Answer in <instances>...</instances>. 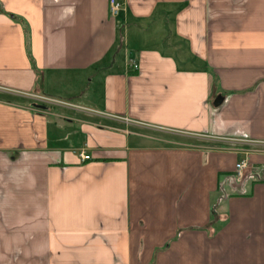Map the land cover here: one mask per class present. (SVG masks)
<instances>
[{"label":"crops","instance_id":"1","mask_svg":"<svg viewBox=\"0 0 264 264\" xmlns=\"http://www.w3.org/2000/svg\"><path fill=\"white\" fill-rule=\"evenodd\" d=\"M118 1L0 0V264H264V0Z\"/></svg>","mask_w":264,"mask_h":264},{"label":"built area","instance_id":"2","mask_svg":"<svg viewBox=\"0 0 264 264\" xmlns=\"http://www.w3.org/2000/svg\"><path fill=\"white\" fill-rule=\"evenodd\" d=\"M120 8H121V3L118 0H109V13L112 16L117 15ZM129 67L132 70H137L138 65L135 61H131ZM260 144L264 145V142H261ZM79 157L80 160L82 161H86L90 158L82 151L79 152ZM249 178H251V171L248 161L246 159H239L234 165L233 180L237 183H240L242 181H247Z\"/></svg>","mask_w":264,"mask_h":264},{"label":"water","instance_id":"3","mask_svg":"<svg viewBox=\"0 0 264 264\" xmlns=\"http://www.w3.org/2000/svg\"><path fill=\"white\" fill-rule=\"evenodd\" d=\"M221 100H222V99H221L220 97H218V98L216 99V101H215L214 104H215V105H218V104L221 102Z\"/></svg>","mask_w":264,"mask_h":264},{"label":"rangeland","instance_id":"4","mask_svg":"<svg viewBox=\"0 0 264 264\" xmlns=\"http://www.w3.org/2000/svg\"><path fill=\"white\" fill-rule=\"evenodd\" d=\"M54 92H55V91H54ZM57 97H58V98H60V97H61V98H65V97H67V96H65V95H64V96H62V95H58ZM74 101L76 102L77 99H74Z\"/></svg>","mask_w":264,"mask_h":264}]
</instances>
